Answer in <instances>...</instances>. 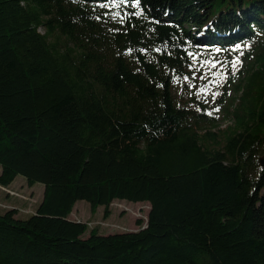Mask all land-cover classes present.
Segmentation results:
<instances>
[{
    "label": "trees",
    "instance_id": "16d2710c",
    "mask_svg": "<svg viewBox=\"0 0 264 264\" xmlns=\"http://www.w3.org/2000/svg\"><path fill=\"white\" fill-rule=\"evenodd\" d=\"M240 46L220 142L175 87ZM263 156L264 0H0V186L44 185L0 214V264H264ZM80 201L149 203L147 226L85 238Z\"/></svg>",
    "mask_w": 264,
    "mask_h": 264
},
{
    "label": "rangeland",
    "instance_id": "374dc122",
    "mask_svg": "<svg viewBox=\"0 0 264 264\" xmlns=\"http://www.w3.org/2000/svg\"><path fill=\"white\" fill-rule=\"evenodd\" d=\"M41 32L45 31L41 29ZM56 37H51L50 41L57 42ZM60 43H64V38ZM245 49L240 46L235 54L216 52L213 56L196 57V66L193 68L188 86L178 85L175 87L176 97L185 101L194 112L198 111V104L195 101L201 100L209 108L210 114L217 113L220 117L217 125L214 127L203 126L202 134L207 130L216 132L220 135V142L224 140V132L234 123L225 115L227 108L232 106L233 100L238 96L233 80L243 69L242 65L247 63ZM213 65L215 66L213 67ZM208 144L213 149L221 147L211 144V142ZM1 172L0 166V174ZM43 197V184L38 183L29 187L27 180L19 176L10 187L0 186V214L17 210L16 218L28 219L36 214ZM150 209L149 203L135 204L127 201H115L110 207V218L105 219L103 207L93 213L88 202L80 201L76 204L70 220L88 225L89 231L85 238H88L92 231H96L100 235L138 232L147 226ZM139 221L143 222L142 225H139Z\"/></svg>",
    "mask_w": 264,
    "mask_h": 264
},
{
    "label": "water",
    "instance_id": "95a60500",
    "mask_svg": "<svg viewBox=\"0 0 264 264\" xmlns=\"http://www.w3.org/2000/svg\"><path fill=\"white\" fill-rule=\"evenodd\" d=\"M261 167L264 169V156L260 158Z\"/></svg>",
    "mask_w": 264,
    "mask_h": 264
},
{
    "label": "snow or ice",
    "instance_id": "6c2138e0",
    "mask_svg": "<svg viewBox=\"0 0 264 264\" xmlns=\"http://www.w3.org/2000/svg\"><path fill=\"white\" fill-rule=\"evenodd\" d=\"M215 65H213V67H214ZM235 66V65H234Z\"/></svg>",
    "mask_w": 264,
    "mask_h": 264
},
{
    "label": "crops",
    "instance_id": "0c3cea01",
    "mask_svg": "<svg viewBox=\"0 0 264 264\" xmlns=\"http://www.w3.org/2000/svg\"><path fill=\"white\" fill-rule=\"evenodd\" d=\"M10 187V186H9Z\"/></svg>",
    "mask_w": 264,
    "mask_h": 264
}]
</instances>
